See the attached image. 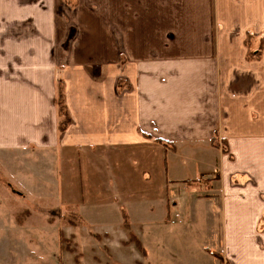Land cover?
I'll return each instance as SVG.
<instances>
[{"label":"crops","instance_id":"1","mask_svg":"<svg viewBox=\"0 0 264 264\" xmlns=\"http://www.w3.org/2000/svg\"><path fill=\"white\" fill-rule=\"evenodd\" d=\"M59 88L71 118L64 130ZM170 156L180 174L187 162L217 179L218 194L192 195L223 218L225 255L204 247L205 263L264 264L263 244L261 256L247 253L264 216V0H0L1 169L53 179L64 196L83 177L98 193L83 200L116 204L183 183L169 176ZM100 162L118 196L101 187ZM139 186L149 196L135 198ZM115 204L81 215L96 231L122 229ZM175 208L198 216L192 205ZM8 217L0 211L1 234L17 227L34 238L33 222Z\"/></svg>","mask_w":264,"mask_h":264},{"label":"rangeland","instance_id":"2","mask_svg":"<svg viewBox=\"0 0 264 264\" xmlns=\"http://www.w3.org/2000/svg\"><path fill=\"white\" fill-rule=\"evenodd\" d=\"M17 165L20 167L24 164L17 162ZM97 165L102 168L100 170L104 176L101 179V187L111 195L118 196L116 184L111 178V169H105V164L101 162ZM188 167L186 162L185 169L180 174L177 168H174L170 156L169 176L183 177V183L166 182L168 195L164 191L163 195L154 193V198L148 200H126L116 204L113 200H103L102 198L106 197L101 194L100 201L83 200L82 198L87 199L90 196L92 199L98 195L93 193V188L89 191L92 184L87 183L83 177H78L82 183L75 185L77 192L65 197L64 185L54 183L53 179L52 184L38 183L32 171L27 168L3 170L0 167V211H3L5 216L9 215L7 222L28 219L24 221L25 225L31 221L33 223H29L30 227L34 225L35 228L34 238L32 233L22 234L17 227H9L10 232L0 233V237L4 236L11 243L10 247L5 245L3 249L0 245V264H206L204 259L207 254L204 247L209 248L208 251L218 257L225 255L220 250L223 246L222 239H218V235L223 237V218L208 216L205 213V201L199 200L195 203L192 199V195L205 198L218 194L217 179H214L216 176L211 179L200 177L199 172H194ZM19 171L21 173L18 175ZM5 172L10 173V176ZM55 175L59 179V174L55 172ZM74 182L75 179L68 182V187ZM140 189L143 187L139 186L137 193H133L135 198L149 196ZM168 198L170 207L167 205ZM175 203L176 207L188 210L192 205V208L198 211V216L179 213ZM83 204L87 208H84ZM114 204L117 211L121 206L122 229L109 233L96 231L88 227L81 215L85 210H112ZM25 210H31V215L26 217ZM129 214H132L133 224ZM145 219H153V222L144 226ZM251 224L252 222L249 223L250 227ZM248 233L250 243L254 240L257 248L248 249L247 253H254V257L261 256V247L264 245V216L258 218L255 230L249 229ZM23 238L29 239L27 247L21 245ZM147 251L152 263L147 259Z\"/></svg>","mask_w":264,"mask_h":264},{"label":"trees","instance_id":"3","mask_svg":"<svg viewBox=\"0 0 264 264\" xmlns=\"http://www.w3.org/2000/svg\"><path fill=\"white\" fill-rule=\"evenodd\" d=\"M56 105L58 106V115L62 118L60 119L59 129L64 130L69 125L71 118L66 108L65 101H64V93H63V89L61 88H59V91H58V96L56 98ZM169 147H172V146H169ZM138 243H140L141 248H143L141 242L138 241Z\"/></svg>","mask_w":264,"mask_h":264}]
</instances>
